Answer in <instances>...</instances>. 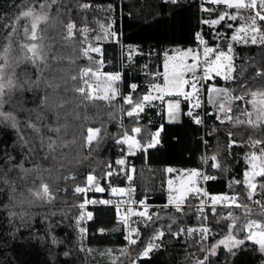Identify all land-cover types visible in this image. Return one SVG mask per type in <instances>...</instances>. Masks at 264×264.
<instances>
[{
    "label": "trees",
    "instance_id": "obj_1",
    "mask_svg": "<svg viewBox=\"0 0 264 264\" xmlns=\"http://www.w3.org/2000/svg\"><path fill=\"white\" fill-rule=\"evenodd\" d=\"M43 2L45 0H0V50L9 45L8 36L11 34L15 40L11 56L17 55L18 45L26 42L23 29L17 35L10 33V27H19L16 18L26 6L34 7ZM84 4L90 7L84 9ZM48 8L50 21L54 24L47 29L49 36L66 32L64 26L68 23H74L76 30L87 27L88 32L81 34L74 30L71 45L58 41L53 46V51H59L63 57L53 61V69H61L56 75L62 76L65 81L60 93L67 103L61 111L66 110L67 115L59 123L67 124V127L62 128L59 135L66 146L57 147L53 153H48L46 147L41 149L37 146L34 153L28 154V148L18 142L15 130L0 126V176L6 174L17 189L13 193L10 184L0 181V264H128L126 254L122 252L124 228L118 222L115 210L102 202L110 197L112 188L124 185L122 174L107 176L106 173L112 172L117 167L116 161L123 158L122 144L117 140L122 139L125 132L135 134L131 131L134 127L141 128V132L135 134L141 144L148 143L153 134L160 130L162 145L134 158L138 170V197L148 198L160 207L151 211V221L139 222L141 239L133 248L132 257L139 264H197L208 254L207 249L224 237L231 221L227 218L226 210L216 209L215 215L210 210L212 233L208 242H201L197 237L187 238V229H196L203 224L194 206L198 200H189L182 212L167 207L166 169L202 170L204 175L215 177L205 182L204 187L209 194H235L241 203L247 205L254 204L253 200L264 202V192L259 188L264 177L256 178L258 187L253 200L248 199L247 189L242 183L244 172L249 169L246 157L250 152L258 151L249 146V141L264 139V128L235 122L236 117L239 120L248 119L241 114V109L253 111L248 93L264 87V77L257 76V72L264 70V43L237 47L234 82L227 84L219 80L217 83L219 88L230 93L228 100L223 95L222 103L231 108L229 116L233 119L227 120L228 112L220 114L219 104L210 105L207 93L204 114L206 128L203 130L196 123L201 111L195 110L193 116L188 115L190 108L186 101L182 103V118L177 123H167L163 108L156 103L147 106L138 116L129 117L127 111L131 110V106L122 101V96L131 95L135 101L148 93V74L162 73L163 51L166 48H199L198 33L207 46L216 44L213 33L222 31L225 25L214 28L205 23L213 16L203 11L199 0H182L178 3L171 0H57ZM218 8L226 10L222 6ZM39 10L36 8L37 12ZM230 11L235 13L233 9ZM255 11L242 13L255 15ZM111 22L120 43H102V47L105 63L112 59L116 65L114 72L120 74L119 97L110 103L104 100L87 101L73 89L83 86L80 79L82 70L90 67L95 71L99 68L100 60L94 56L89 59L83 50L87 49L88 44L97 47L99 43L94 39L101 37V26L108 27ZM20 23L26 24L27 21L21 20ZM234 23L239 26L238 21ZM231 34L230 29L225 30L226 42ZM128 47L136 55L125 64L122 57L125 59ZM21 67L33 79L36 78L37 73L30 65ZM105 70L113 71L108 65ZM48 75L46 71L45 76ZM72 76H77V79L73 80ZM131 85H136L135 92ZM37 96L42 97L43 92H37L35 96L33 91L25 92V107L36 108L39 103ZM240 96L244 98L236 99ZM19 97L17 93L12 103L15 104ZM10 107L5 106L6 110ZM77 115L79 118H76ZM27 116L26 112L18 113L22 131L26 137L35 136L30 129L23 128ZM49 121L56 126L55 117L50 116ZM89 128L100 129L99 142L94 141L91 147L85 141ZM47 135L57 139L56 133L48 132ZM233 141L236 143L233 144ZM5 152L11 155V161H7ZM213 156L216 160L211 159ZM19 164H23L25 169L35 170L26 179H20L23 173L19 167H13ZM142 169L145 172L143 176ZM88 174L98 178L103 192H75L76 187L88 186ZM41 180L50 187L51 201L36 200L32 204H20L19 201L24 199L21 192L27 196L26 189L40 185ZM92 200L94 204L84 209L79 207L84 201ZM84 211L91 213V219L83 216ZM11 212L17 215H10ZM21 212L24 213L22 218L19 215ZM231 212L240 217V222L249 217V214L245 217L244 208ZM250 212L251 219L264 221L263 211L252 209ZM221 215L225 218L221 219ZM81 229L84 231L81 232ZM159 232H163L162 238L156 241L159 245L148 258H142L143 251ZM244 235L240 233L241 238ZM53 237L56 243H53ZM232 252L220 247L215 256L208 255L207 264H264V256L257 251V245L250 241Z\"/></svg>",
    "mask_w": 264,
    "mask_h": 264
},
{
    "label": "snow or ice",
    "instance_id": "obj_2",
    "mask_svg": "<svg viewBox=\"0 0 264 264\" xmlns=\"http://www.w3.org/2000/svg\"><path fill=\"white\" fill-rule=\"evenodd\" d=\"M56 2L57 0H45L43 3H37L34 7L26 6L25 10L21 11L16 18L19 27L16 25L10 27V33H15L17 35H19L20 29L22 28L24 40L26 42L18 45L17 55L12 57L11 54L14 51L12 44L15 43V40L14 37L9 34V45L0 50V126L14 129L18 137V142L28 148V154L34 153L37 146L41 149L46 147L48 153L55 152L57 147L66 146L62 137L59 135L61 129L67 127V124L62 125L59 123L60 120L67 115L66 110L61 111L62 109H65L67 103L60 93L62 84L65 83V81L62 76L56 75L57 72L62 70L59 68L53 69V61H58L63 57L59 51H53V46L58 41L71 45L72 38L75 35L74 30H76V25L74 23H68L64 26L66 32H57L52 36L47 34V29L53 27L54 24L50 21V17L45 9ZM172 2L174 3L175 0H172ZM205 2L209 5H222L226 9H234L237 15L244 11L251 12L252 10H256L255 15L240 16L241 20H243V24L235 30V34L231 39L237 42L243 41L244 43H248L249 40L253 44L258 42L264 43V0H205ZM82 7L87 9L90 5L84 4ZM36 8H39L40 11L37 12ZM203 11L211 13L215 11V9L208 7L204 8ZM237 15L225 11L218 13V19L204 22L211 26H215L221 21H225L226 18L234 21L237 19ZM21 20L27 21V23H20ZM55 23H59V21H56ZM228 27H232V24H228ZM76 31L84 34L88 32V28L84 27ZM197 39L200 40L202 45H205L202 57L199 52L192 49L183 52H179L178 50L177 55L170 58L171 63H169V58L166 57L162 84L153 83L149 93L135 101L131 95L122 96L123 103L131 106V110L127 111L129 117L138 116L139 113L144 110L146 104L150 105L154 100H163L165 96H180L189 101L190 104L195 100L192 107H200V89L198 88V83L200 81H209L214 79V77H223L226 80L232 78L231 46L228 47L226 53L208 47L206 42L200 37L199 33L197 34ZM86 40L87 37L85 36L84 42H86ZM89 51L99 52L100 50L89 46L88 49L83 50V54L88 56ZM89 59H91L90 56ZM189 60H191V63H189ZM22 65H30L35 69L37 73L36 78L33 79L28 75L21 67ZM17 69H20V71L18 72ZM46 71L49 73L48 76H45ZM198 72L201 73V75H197ZM189 74H191V80L188 78ZM257 76L264 77V70L257 72ZM101 77H103V79H101ZM71 78L76 80L77 76H72ZM88 78H94L95 82H90ZM80 79L83 81V86H76L73 90L78 92L84 100H104L110 103L118 94V89L114 86L115 82L120 79L118 74L103 76V74L99 72V69L93 71L90 67H86L80 73ZM186 87L191 90L186 91ZM131 89L135 92L136 85H131ZM28 91H33L34 96L37 92H43L42 97H36V99L39 100L36 108L25 107L23 94ZM209 92L216 95H224L226 100L231 98L228 90L210 88ZM17 93L20 94V97L17 102L13 104V97H15ZM153 93H155V95H153ZM248 95L251 97L250 103L253 111L245 112L241 109V114L246 115L248 119L239 120V118L236 117L235 122L239 124H247L253 128H264V87L249 92ZM243 98V96L236 97V99ZM209 102L213 101L210 100ZM179 103V101L168 103V114L170 118L174 116L175 110L179 109ZM6 105H11V107L6 110ZM40 109H43V111ZM218 109L220 112L231 111V108L226 107L225 103H219ZM121 111H123V109H121ZM19 112H26L28 114L27 119L23 121V128L30 129L36 134L35 136L26 137V134L22 131L21 121L18 119ZM191 114L190 111L189 115ZM50 116L55 117L56 126H53L49 121ZM76 118H79L78 115ZM217 118L219 119L220 117ZM227 118L229 120L233 119L231 116H228ZM200 122L199 119H196V123ZM131 131L135 134H139L141 128L134 127ZM48 132L56 133L57 139L54 140L51 136H48ZM99 134V128H89L85 137L87 146L91 147L94 141L98 143L100 138ZM158 135L159 133H156V136ZM154 142L155 137L148 141L147 148L153 147ZM117 143L127 145L129 154H134V149H141L144 147L141 142L136 139V136H130L127 132L123 133V138L118 139ZM232 143L235 144L236 142L233 141ZM29 145H31V147H29ZM249 146L257 148L258 151L250 152L246 157L249 169L245 170L242 183L247 189L248 199L253 200V196L258 187L256 178L264 177V139H250ZM4 155L7 161H11L12 157L10 154L5 152ZM45 158H47V156H45ZM211 159L216 160V157L213 156ZM116 163L124 165L125 160L119 159ZM215 166L219 167V165ZM13 167H19L20 171L23 173L20 179H26L28 174L35 170L25 169L23 164L13 165ZM108 167L111 168L112 165L109 164ZM131 171L134 173L135 169L133 168ZM167 171L172 172L173 169L169 168ZM112 174L111 171L106 173L107 176H111ZM201 177L204 181L215 178L208 175H202V173L197 170H190L187 172V179L183 176L180 177V183L178 186H176L171 180L168 182L170 193L168 203L175 207L176 212L183 211L185 201L191 194L200 199V205L197 207V211L201 213H203L204 205L210 201L209 206L212 208V213L214 215L216 214L215 206L221 204L224 206L242 207L245 209V217H247L251 210L247 204H243L239 201L238 195H211L198 186V178ZM126 178L131 181L133 177L131 174L126 173ZM0 181L10 184L13 193L17 191L15 184L8 180L6 174L0 176ZM86 181L89 188H93L97 192L104 191V189L99 186L98 178L95 175L88 174ZM233 183L239 184L241 181H234ZM259 188L261 192H264V182L259 183ZM26 191L28 193L27 196L24 195V192H21V196H23L24 199L19 201L20 204H32L36 200L50 202L53 198L49 185L43 180H41L40 185L29 187ZM86 191L87 189L84 187L75 188L76 193H84ZM130 191L131 189L128 190L129 194ZM112 193L114 195L119 194L124 196L126 190L123 188H112ZM29 197H31V199ZM205 197H207V201L204 199ZM10 198L15 199L14 197ZM253 202L264 207V202L261 200H253ZM86 203H88V201H84L79 207L83 208ZM104 203H108V201H104ZM126 203L132 202L128 201ZM139 203L143 206L144 210L136 211L133 208L128 207L123 216V222L125 225H127L130 216H139L148 221L153 219L148 212L147 205L144 204L143 201H140ZM10 215L15 216L17 213L11 212ZM19 215L22 218L24 213L21 212ZM82 218L83 216H81V219ZM88 218L91 219V213L88 214ZM224 218L225 217L221 215V219ZM227 218L231 221L227 226V232L222 239L218 240L216 244L211 246L209 249V255L215 256L216 249L221 245L227 248L229 252H232L233 248H239L241 245H245L247 241L258 245L259 250L264 252V221L245 218L243 222H240V217L235 216L232 212L227 213ZM203 219L206 220L207 216H204ZM77 223H79V220ZM145 226L148 225L146 224ZM83 231L84 230L81 229V232ZM187 232L189 235L193 232H199L201 239L203 240L207 238L210 229L207 227H201L199 229L189 228L187 229ZM240 233H245V235L241 238ZM133 234L137 237L139 236V232L136 229L130 228L129 235L125 237L130 245L137 244V239L132 238ZM162 236L163 232H159L153 237V239H160ZM53 243H56L54 237ZM154 247H156V245L150 242L142 255L147 257ZM122 251L125 250L122 249ZM232 255H235V253L232 252ZM207 260L208 256L206 255L203 260H198L197 264H207Z\"/></svg>",
    "mask_w": 264,
    "mask_h": 264
},
{
    "label": "rangeland",
    "instance_id": "obj_3",
    "mask_svg": "<svg viewBox=\"0 0 264 264\" xmlns=\"http://www.w3.org/2000/svg\"><path fill=\"white\" fill-rule=\"evenodd\" d=\"M172 1V0H171ZM179 1H182V0H175V2L174 3H178ZM201 3H202V7H204V8H208V6H206L207 5V3H205V0H199ZM210 7H212V8H214L215 9V11H213V12H211V13H209V12H206L208 15H211L212 14V16H213V19H218V13H222V12H225V11H227V12H229V13H231V14H233V15H237L236 14V12L234 13V12H231L230 10H232V9H226V8H224V9H226V10H222V9H220V8H218L219 6H214V5H212V6H210ZM222 7H224V6H222ZM234 10V9H233ZM40 11V10H39ZM38 11V12H39ZM45 11L47 12V14H49V8H46L45 9ZM241 15H243V16H248L247 14H243V13H241V14H239V15H237V19L236 20H228L227 18L225 19V21H221L219 24H217V25H215V26H212V27H214V28H217V27H219L220 25H222V24H224L225 25V29L223 28V30L222 31H218V32H214L213 33V41H215L216 42V44L212 47V48H215V49H217L218 51H224V52H226L227 53V50H228V47L229 46H231V48H232V52H231V56H232V73H231V76H232V78L231 79H224L223 77H214V79H212V80H210L211 81V84L209 85V88H208V99H209V101L211 100V101H213V102H210V105H213V106H216V105H218L219 103H222V101H223V95H216V94H213V93H210L209 92V89L210 88H216V89H222V88H219V86H217V83H218V81L220 80V81H222V82H225V83H227V84H229V83H232V82H234V75H235V69H236V63H235V58H236V49H237V47H239V46H243V47H247L248 45H251V44H253V43H251L250 42V40H249V42L248 43H244L243 41H240V42H237V41H233L232 39H231V37L235 34V30L237 29V28H239L242 24H243V20H241V18H240V16ZM212 20V19H211ZM235 21H238V23H239V26H235ZM113 22H111L110 24H109V26L108 27H105V28H103L102 26H101V28H100V35H101V37H96L95 39H94V41H97L99 44H98V46L97 47H94V48H98L100 51L99 52H93V51H89V53H88V57L89 56H94V57H97L99 60H100V63H99V72L100 73H102L103 74V76H109V75H117L118 73L117 72H114L115 70H113L114 68H115V63H113V61H112V59H110V62L109 63H105V60H104V56H103V47H102V43H107V42H112L113 44H119L120 43V41H119V39H118V36H117V34H116V32L114 31V28H113V24H112ZM228 24H232V27H228ZM226 29H230L231 31H232V34L230 35V37L229 38H227V42L224 40V38L225 37H227V36H225V30ZM259 43V42H258ZM92 44H88V47L89 46H91ZM88 47H87V49H88ZM92 47V46H91ZM209 47V46H208ZM179 52H183V51H179ZM177 53L178 52H175L174 54H173V56L174 55H177ZM125 59H123V57H122V60H124V63L126 64L128 61H131V59H133V57H134V55H136V52L131 48V47H128L127 48V50H126V52H125ZM172 57V56H171ZM171 57H168L169 59L171 58ZM169 63H171V60H169ZM189 63H191V60H189ZM227 63V62H226ZM125 64H124V67H125ZM108 65V67L111 69V70H113V71H110V70H108V71H106L105 70V68H106V66ZM97 70V69H96ZM109 72V73H108ZM119 76H120V74H118ZM197 75H198V73H197ZM148 77H149V80H148V83L150 84V85H152L153 83H158V84H162V83H160V81L159 80H161V79H163V78H160V75H155V73H149L148 74ZM188 78L191 80V74H189L188 75ZM101 79H103V77H101ZM89 80H90V82H92V83H94L95 82V79L94 78H89ZM119 81L120 80H118V81H116L115 82V87L119 90V87H118V83H119ZM149 90H151V87H149ZM186 91H190L191 89L190 88H187L186 87V89H185ZM153 95H155V93H153ZM119 97V93L117 94V96H116V98H118ZM115 98V99H116ZM171 101V102H175V101H179L180 103H179V109L178 110H175V113H174V116L173 117H169V115H168V118H169V120H171V121H173V122H175V121H177V122H180L181 121V118H182V103L184 102V101H186L187 103H189V101H187V100H185L183 97H180V96H165L164 97V99L163 100H158V101H160V106L163 108L162 110L166 113L167 112V114H168V108H167V111L164 109V105H165V102H167V101ZM195 103V100H193L192 101V103L190 104H188L189 106H190V110H188V115H189V112L191 111V115L193 116L194 115V111L198 108V107H192V104H194ZM164 104V105H163ZM147 105V104H146ZM144 111V110H143ZM142 111V112H143ZM142 112H140V113H142ZM222 113V115H223V113L224 112H220V114ZM228 116H229V111H228ZM227 116V117H228ZM226 117V118H227ZM226 118H225V121H226ZM227 120H229L228 118H227ZM128 135H130V136H135V134H128ZM136 139L138 140V138L136 137ZM206 154V153H205ZM117 164V163H116ZM135 169V172H134V181H135V184L137 183V177H138V170H137V168L135 167L134 168ZM115 170H117V174H122V176L124 177V172L122 171V169L120 168V166H119V164H117V167L115 168ZM142 171V176L145 174V172H144V170L142 169L141 170ZM187 172H189V171H187V170H185V169H181V170H173L172 172H168L167 171V169H166V175H167V179H166V182H165V189H166V191H167V193H168V195H170V193H169V184H168V182L171 180V181H173L174 182V184L176 185V186H178L179 185V183H180V177L181 176H183L185 179H187ZM199 172H201L202 173V175H204L203 173V171L202 170H199ZM140 178V177H139ZM258 178V177H257ZM100 186V185H99ZM198 186L199 187H201V188H203L204 189V180L202 179V177L201 178H198ZM97 192V191H96ZM98 193H100V192H98ZM169 197V196H168ZM194 199H197L198 200V202H197V204L196 205H194L195 207H196V209H197V207L200 205V199L199 198H197V197H194V196H192L191 194L188 196V199L185 201V204H184V206H183V209H184V207L187 205V203H188V201L189 200H194ZM86 205L87 204H85L84 205V207H83V209L86 207ZM252 205V204H251ZM167 207H171V208H173V209H175V207L174 206H172V205H169V203L167 202V205H166ZM250 210H252V209H250ZM249 214V217L247 218V219H251L250 217H251V212L250 213H248ZM83 216L86 218V219H89L88 218V213L87 212H85L84 211V213H83ZM239 217V216H238ZM252 220H255L254 218H252ZM145 221H147V220H145ZM208 221H209V219H208ZM240 221H241V219H240ZM258 221V220H257ZM147 222H149V221H147ZM179 235V234H178ZM185 236L187 237V238H194V237H197L198 239H199V241H201V242H206V241H203L202 239H200V237L197 235V233L196 232H193L191 235H189L188 234V232L187 233H185ZM162 238V237H161ZM160 238V239H161ZM160 239H154L153 240V242H152V244H154V245H159V243H156V241H159ZM207 243V242H206ZM220 247H223V248H225L223 245H221V246H219L217 249H216V254H217V252H218V249L220 248ZM155 248V247H154ZM153 248V249H154ZM211 248V247H210ZM209 248V249H210ZM209 249H207V252H208V254H207V256L209 255ZM226 250H228L227 248H225ZM233 249H236V248H233ZM232 249V250H233ZM257 251L261 254V255H263L264 256V252H261L260 250H259V247H258V245H257ZM150 253L151 252H149V254L148 255H150ZM122 255H124V254H122ZM125 256V255H124ZM126 257H127V255H126ZM142 258H143V255H142ZM133 260H136V259H133ZM136 261H138V260H136ZM127 262H128V258H127Z\"/></svg>",
    "mask_w": 264,
    "mask_h": 264
},
{
    "label": "built area",
    "instance_id": "obj_4",
    "mask_svg": "<svg viewBox=\"0 0 264 264\" xmlns=\"http://www.w3.org/2000/svg\"><path fill=\"white\" fill-rule=\"evenodd\" d=\"M204 46L205 45H202L200 43L199 48H196V52H199L201 54V57H202V54H203ZM198 75H201V73L198 72ZM209 81H200L198 83V88L200 89V93H199L200 107H198L196 110L197 111L198 110L201 111V115L198 118L201 122L198 123V124H200L202 126L203 130H205V128H206V121H205L204 114H205L206 96H207V92H208V88L207 87L209 85ZM156 133H159V135L156 136ZM156 133H154L153 136H152V138L155 137V142H154V146L153 147L147 148V143L146 144H142L144 147L141 148V149H134L133 150L134 154H129V150H128L127 145L122 144V152H123V158L122 159L125 160V164L124 165H119V166L122 169V171L124 172V185L121 186V187H118V189L119 188L125 189L126 190V194L124 196H121L119 194H115L114 195L112 193V191H111L110 197L108 199H106V200H103V202H102L103 205H105L107 207H111V208H113L115 210L117 220L124 228V240H125V243H124L122 249L125 250V251H122V252L127 255L128 264H139L138 261L133 260L132 250L139 243V241L141 239V231H140L139 222L141 220H145V219H143V218H141L139 216H130L129 219H128L127 225H125L124 222H123V216L126 213V209L128 207H131V208H133L136 211H143L144 208L139 203L140 201H143L144 204L147 205L149 214L152 216V212L151 211L153 209H156V208L160 207L159 205L150 202L148 198L138 197V190H137V187H136V184H135V181H134V173L131 171L133 168H135V163H134V158L135 157H137L138 155H141V154H147L153 148L162 145V142H161V131L159 130ZM195 170L199 171L198 169H195ZM112 173L116 175L118 172H117V170L114 169L112 171ZM126 173L132 175L133 178H132L131 181H129L126 178ZM86 189H87V191L85 193H91L93 191L96 192L93 188H89V186H87ZM129 189H131L130 194L128 193ZM227 195L231 196V195H234V194H227ZM204 199L207 201V197H205ZM104 201H108V203H104ZM128 201H131L132 203H126ZM91 204H94L93 200L92 201H88L86 206L91 205ZM209 204H210V201L204 205L203 213L198 211V217L200 219H202L203 224L196 228V229H199L201 227H207V228L210 229V232L207 235V238L203 239V241H206V242H208V240L210 238V235L212 233V228H211V225L209 224V221H208V219H209V211L212 210V208L209 206ZM118 206H119V210H118ZM248 207H249V209H258V210H261V211L264 212V207H262L260 204L254 203L252 205H248ZM215 208L216 209H221V210H226L227 213H229V212H231L234 209H240L242 207L224 206V205H221V204H217L215 206ZM204 216H207L206 220L203 219ZM130 228L136 229L139 232V236L138 237L135 234H133V237H132L134 239H137V244H135V245H130L128 240L125 239V237L129 235V229ZM196 233L201 239L200 233L199 232H196Z\"/></svg>",
    "mask_w": 264,
    "mask_h": 264
},
{
    "label": "crops",
    "instance_id": "obj_5",
    "mask_svg": "<svg viewBox=\"0 0 264 264\" xmlns=\"http://www.w3.org/2000/svg\"><path fill=\"white\" fill-rule=\"evenodd\" d=\"M206 3V2H205ZM222 6V5H221ZM178 50L179 51H186V50H189V49H186V50H182V49H179V48H175V47H173V48H166L164 51H163V53H164V55H163V70H162V73H155V75H160V78H163V73H164V71H165V67H164V65H165V60H166V57L168 58V57H171V56H173V54L175 53V52H178ZM192 50H194V51H196V49H192ZM135 56V55H134ZM133 59H131V61H132ZM170 60V59H169ZM160 81V83H162L163 82V79H161V80H159ZM149 87H151V85L149 86ZM150 91V90H149ZM149 91H148V93H149ZM147 93V94H148ZM169 102H171L170 100L169 101H167V102H165V105H164V109L167 111V108H168V103ZM153 103H156V104H160V101H158V100H154L153 102H151V104H153ZM150 104V105H151ZM147 106H149L148 104L147 105H145V108L147 107ZM144 108V109H145ZM189 108H190V106H189ZM191 109V108H190ZM168 115L169 114H167V112L165 113V119H166V122L167 123H177V121H175V122H173V121H171V120H169V118H168ZM205 182L206 181H204V185H205ZM204 190L206 191V189H205V187H204ZM150 255H148L147 257H145V256H143V258H148Z\"/></svg>",
    "mask_w": 264,
    "mask_h": 264
}]
</instances>
